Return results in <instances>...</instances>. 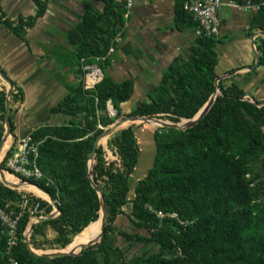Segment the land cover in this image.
<instances>
[{"label":"trees","instance_id":"trees-1","mask_svg":"<svg viewBox=\"0 0 264 264\" xmlns=\"http://www.w3.org/2000/svg\"><path fill=\"white\" fill-rule=\"evenodd\" d=\"M33 1V15L18 17L13 25L5 21L21 37L26 27L45 11V0ZM116 6L114 3L111 9L113 23L105 28L109 37L104 41V50L109 38L124 23L123 13H118ZM86 10L85 22L90 25L93 14L89 5ZM182 12L187 14L188 24L193 27L192 17ZM250 29L251 33L253 30L264 31V4L254 11ZM218 42L216 36H196L187 58L170 63L159 79L151 82L154 94L150 105L170 112L174 120L191 117L214 89L218 76ZM255 45L261 64L264 61V37L258 36ZM129 82L110 81L103 75L102 80L89 90H84L80 83L72 85L69 94L59 103L58 108L72 118L56 135L46 137L39 144L37 163L43 176L33 181L56 200L59 213L32 225L30 243L36 251L43 247L37 236L45 235L46 224L54 232L52 244L68 247L75 234L99 219V195L87 174V159L94 136H82L95 128L101 118L98 110L106 109L107 98L128 96L133 90ZM217 83L220 93L197 123L183 130L161 126L154 132L155 152L151 166L134 182L133 197L128 198L127 194L138 148L131 125L120 129L112 148L113 158L108 159L103 146L98 144L90 172L103 193L108 215L104 237L96 248L86 245L77 254L41 256L29 251L20 239L13 247L17 260L42 264H264V200L261 199V195L264 196V104L249 100L234 82L225 86L220 78ZM4 104L5 92L1 91L2 120ZM78 112H83L82 117L91 121L85 129L76 120ZM132 113L145 112L138 104ZM10 124L12 131L11 120ZM36 130L31 132L33 138L38 137ZM176 133L182 137H177ZM1 135L0 132V138ZM186 139L192 146L189 153ZM259 159L262 160L261 174L254 170ZM0 165L3 167L2 161ZM21 195L0 181V205L8 200L18 201ZM149 204L162 211H176L188 223L180 225L168 217L159 222L155 212L148 208ZM40 205L44 212L52 208L42 199ZM123 215L127 217L129 228L117 224ZM28 219V214L23 213L19 222L20 235ZM174 224L179 227L177 233L172 229ZM113 232L121 236L125 244L134 240L151 242L156 244L157 250L145 255L135 253L127 259L122 247L112 244L109 236ZM94 236L83 235L80 244ZM112 250L118 251L121 257L112 259ZM2 251L3 244H0V263ZM98 252L102 253L101 259L97 257Z\"/></svg>","mask_w":264,"mask_h":264},{"label":"crops","instance_id":"crops-1","mask_svg":"<svg viewBox=\"0 0 264 264\" xmlns=\"http://www.w3.org/2000/svg\"><path fill=\"white\" fill-rule=\"evenodd\" d=\"M45 1L44 13L21 37L5 21L13 25L18 17L33 15L34 1L0 0V71L12 83L13 93L21 96L19 102L10 98L9 103L15 108V136L71 117L58 105L69 87L78 84L81 61L102 65L104 74L116 81L132 80L134 91L143 96L146 83L156 82L170 63L187 58L196 37L181 10L182 0H135L126 16L122 7L124 23L104 50L109 37L105 28L113 23L111 9L114 3L123 5V0ZM87 5L93 14L90 25L85 22ZM253 13L221 5L216 72L236 83L245 97L264 104V61L249 67L255 60L250 42L256 32L250 29ZM258 36L264 37V31L254 35V45ZM114 37L120 41L113 43ZM8 87L0 76V92L4 89L5 97ZM10 140L6 139L2 153ZM114 236L111 233L110 240Z\"/></svg>","mask_w":264,"mask_h":264},{"label":"rangeland","instance_id":"rangeland-1","mask_svg":"<svg viewBox=\"0 0 264 264\" xmlns=\"http://www.w3.org/2000/svg\"><path fill=\"white\" fill-rule=\"evenodd\" d=\"M122 7H123L122 3H118L117 4L118 13L119 12L123 13L124 9H122ZM106 31H107V29H106ZM108 33H109V31H108ZM119 39L120 38H117L115 40V37H114L113 43L119 42L120 41ZM218 75H221V74H218ZM106 76L109 78L110 81L116 82V80L111 78L109 75H106ZM159 77H160V75H159ZM159 77H158V79H159ZM221 78L223 79V85L227 86V85L230 84L228 82L227 76L223 75ZM127 80H130V79H126V81ZM122 81H124V80H122ZM130 84L133 85V90H131L129 92V94H128V96L126 98L121 99V98H119L117 96H114L113 98H110V97L107 98L106 103L108 101H110V104L112 106V110L109 111V110L105 109L104 110L105 112L103 110H98V112L101 115L100 120L97 122V124H96V126H95V128L93 130H90V131L87 130L82 137H86V136L93 137L94 136V140H95V138L106 127H108L115 120H117V119H119V118H121L123 116L135 114V113H132V112L136 109V106L138 104L144 109V112H145L144 115L159 117L161 119H166V120H171V121H181V120L185 119V117H179L177 120L171 119L172 114L170 112L163 111L162 109L159 110V108L150 105V98L154 94V91L151 90V82L150 83H146L145 88H144L145 90L143 92V96H139L134 91V83H133L132 80H130L129 85ZM217 89H218V93H220V89L218 87V83H217ZM1 90L5 91L4 89H1ZM148 90H149V92H147ZM11 94L12 95L15 94L12 97L10 95V98L14 102L15 101L19 102L21 100V96L18 95L19 93H13V91H12ZM249 100H251L253 102L255 101L254 99H249ZM105 107H106V104H105ZM116 112H118V114H116ZM14 114H15V108H11L10 105H9V111H8L9 120L13 121ZM82 115H83V112H78L76 114V120H77V122L80 123V127L82 129H85L86 125L88 123H90L91 121L85 120L82 117ZM71 118H72V116L70 118H68V120H66L64 123L54 124V125H42V126L37 127L36 128L37 130L36 129H34V130H36L38 132L37 133L38 137L34 138V139L35 140H39L40 141L39 144H41L46 137H49V136L53 137L54 135H56L59 132V128L62 125H66L70 121ZM128 125H131V130L133 131V133L135 135L136 145H137V148H138V158H137L136 164L134 165V171H133V173L130 176V190L128 191V194H127V197L131 198V197H133V184H134V182L136 181L137 178H140L141 176H143L146 173L147 169L151 166V162H152L153 155H154V152H155V144H154L153 134H154L155 131L159 130V127H161V126L153 124V123L140 122V121L132 122V123H130ZM128 125L120 127L116 131H114L111 134H109L107 136H104V137H102L100 139L99 144H101L103 146V149L105 150L106 157L108 159L113 158L112 148H113L114 144L116 143V141H117V139L119 137L120 129H122V128L128 126ZM178 129H180V128H178ZM180 130H183V129H180ZM4 131H5V123H4V120H2L0 118V132L2 133V135H3ZM28 134L31 135V132L28 133ZM176 136L179 137V138L182 137L178 133H176ZM9 137H12V139H14L15 137H17V135L15 136L13 131H10L9 136L7 138H9ZM185 141H186V151L189 153V152L192 151L191 142L189 141V139H186ZM10 142H12V140H10ZM1 155H2V152L0 154V158H1ZM88 160H89V156H88V159H87V164H88ZM261 162H262V160H260V159L257 160L255 162V167H254L255 172H258L260 174L262 173ZM2 169H3V167H2ZM4 173H5V171H4ZM5 175H6V177L8 179L15 180V178L12 175H8L7 173H5ZM13 189H15L17 191V193H19L20 195L23 194V193L32 194V195L38 197V199L40 198L39 201L42 199V200H45V201L49 202L51 204L52 208L48 212H45L43 215L49 213L50 211H52L54 209L52 203L49 201L48 197H46L45 193H43L42 191H39L38 189H35V188H32V187L13 188ZM31 189L35 190L40 195L37 194L35 191H33ZM261 199L264 200V196L263 195H261ZM148 206H150V208L153 211L165 212V211H162L160 209H157L156 207H154L151 204H149ZM126 208H127V210L129 209V204L126 205ZM99 214H100V208H99ZM99 214H98V217H99ZM180 219H182V218H180ZM118 222L120 223L119 226H121V227H124V228L125 227L126 228L130 227L129 226L130 224H129L128 220H127V217L124 216V215L119 217ZM159 222H162V221L159 219ZM94 224H95V221H92V222L89 223V225H88L89 227L87 226L84 229L93 228ZM172 229H173L174 233L175 232L177 233L178 230H179V227H177L174 224L172 226ZM44 232H45L44 236H42L40 234L37 236V241H39L43 245V247L39 248V249L42 250V252L63 251V250H65V247L67 245L61 247V246H59L57 244H52L53 243L52 239H53V236H54V232H53V230H52V228L50 227L49 224H46L44 226ZM30 233H31V230H30ZM77 234H75L72 237L73 240H74V237ZM80 239H78L77 242H75V243L72 240L71 244L68 247L69 248L72 247V249H77V251H79L82 248V247H80ZM111 242H112L113 245L115 244V245H119V246L122 247L123 255L127 259H131L135 253H140V254H144L145 255V254H150L152 252H155L157 250L156 244L151 243V242L150 243H139L136 240H134L130 244H125V243H123L122 237L119 236L118 234H115L114 238L111 239ZM29 243H30V235H29ZM30 245L32 246L31 243H30ZM68 247H66V248H68ZM33 248L36 249V247H33ZM41 256H48V255H41ZM110 256H111L112 259H115V260H117V259H119L121 257V255H120V253L118 251H113V250L110 251ZM97 257L99 259H101L102 258V253L98 252L97 253Z\"/></svg>","mask_w":264,"mask_h":264},{"label":"built area","instance_id":"built-area-1","mask_svg":"<svg viewBox=\"0 0 264 264\" xmlns=\"http://www.w3.org/2000/svg\"><path fill=\"white\" fill-rule=\"evenodd\" d=\"M134 2L135 0H123L125 16ZM223 4L255 11L261 4H264V1L182 0L181 9L187 12L195 22L193 32L196 36L211 37L217 36L219 33L221 24L219 9ZM112 50L113 46L111 45L108 51L111 52ZM79 69L78 83L84 90L94 88L104 75L102 66L99 64L81 61ZM106 109L112 110L110 101L106 103ZM39 143L40 141L35 140L30 134L17 136L12 139V142L6 146L0 158V162H3L5 173L12 175L15 180L34 181L40 179L43 173L37 163ZM148 208L153 211L150 206ZM153 212L159 219L168 217L175 219L180 225L188 223V220L180 219L176 211ZM23 213H27L30 219L35 216H42L45 212L40 205L38 197L27 193H23L18 201L8 200L0 205V244H3V259L0 264H42L41 262L22 263L13 254V247L18 240L24 241L26 236L27 224L21 233L22 235L19 232V222Z\"/></svg>","mask_w":264,"mask_h":264},{"label":"water","instance_id":"water-1","mask_svg":"<svg viewBox=\"0 0 264 264\" xmlns=\"http://www.w3.org/2000/svg\"><path fill=\"white\" fill-rule=\"evenodd\" d=\"M258 32H261V31L253 32L250 36V42H251V46H252V50H253V54H254V59H255L254 63L249 66L250 68H254L255 66H257L259 64V61H260V55H259V53L256 50L255 45H254V35L257 34ZM0 76L3 79H5L9 84V87H8L7 93H6V97H5V104H4L5 131L0 138V154H1L2 147H3L7 137L9 136V133L11 131V124H10V120H9V116H8V111H9L10 95L12 93V83L8 80V78L6 77V75L2 71H0ZM221 77H222V75H218L216 77V79L214 81V89H213L212 93L208 97L207 101L191 117H187L181 121H171V120L161 119L159 117H154V116H149V115H144V114L127 115V116H123V117L115 120L114 122H112L108 127H106L95 138V140L93 142L92 149L89 153L87 174H88V177L90 179L91 184L97 190V193H98L99 199H100V214L98 217V218H100V231L96 236L91 237L87 242L81 243L80 247H83L86 245H93V247L96 248L104 237V227H105V224L107 221L108 211H107L106 201L103 197V193H102L100 187L93 181L92 176H91V172H90L91 165H92L93 158H94V153H95L96 147L99 144L100 139L104 136L111 134L112 132L116 131L120 127H123L125 125H128V124H130L132 122H136V121L148 122V123H153V124H156L159 126H170V127L180 128V129H184V128H187V127L194 125L195 123H197L199 121V119L201 117L204 116V114L208 111V109L212 105L215 97L218 94L217 81ZM0 181L3 184H5L9 187H12V188H26V186L34 185L37 188H39L40 190H42L47 195L49 201L52 203V205L54 207V209L52 211H50L49 213L42 215V216H35V217L30 218L28 220L27 227H26V236H25L24 242H25V245L29 251L33 252L36 255H48V256L61 255V254H77L79 252V251L74 250V249H68V250H63V251L37 252L35 250V248H33L29 243V235H30L31 227L35 222L41 221V220H47L49 218L56 216L59 213V208H58V204H57L56 200L53 199L45 189H43L41 186H39L37 183H35L33 181L24 180V179H20V180L6 179L4 170L2 169L1 165H0ZM88 225L89 224H87L85 227H87Z\"/></svg>","mask_w":264,"mask_h":264},{"label":"bare ground","instance_id":"bare-ground-1","mask_svg":"<svg viewBox=\"0 0 264 264\" xmlns=\"http://www.w3.org/2000/svg\"><path fill=\"white\" fill-rule=\"evenodd\" d=\"M5 178L8 179L5 175ZM27 187H32V188H35V189H38L39 191H42L40 190L39 188H37L36 186L34 185H29V186H26ZM43 192V191H42ZM44 193V192H43ZM46 195V194H45ZM47 197V195H46ZM91 225V224H90ZM89 227V226H88ZM100 231V218L98 220L95 221V224L93 226V228H90V229H84L82 230L81 232H79L75 237H74V243L77 242L78 239H80L83 235H97ZM95 233V234H93ZM68 249H72V247H68V248H65V250H68ZM74 250H77V249H74ZM37 252H42V250L40 251H37Z\"/></svg>","mask_w":264,"mask_h":264}]
</instances>
